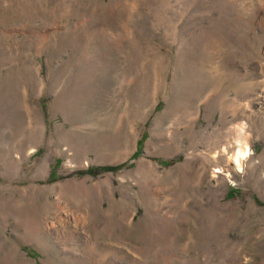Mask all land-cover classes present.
<instances>
[{
    "label": "rangeland",
    "instance_id": "374dc122",
    "mask_svg": "<svg viewBox=\"0 0 264 264\" xmlns=\"http://www.w3.org/2000/svg\"><path fill=\"white\" fill-rule=\"evenodd\" d=\"M0 264H264V0H0Z\"/></svg>",
    "mask_w": 264,
    "mask_h": 264
},
{
    "label": "trees",
    "instance_id": "16d2710c",
    "mask_svg": "<svg viewBox=\"0 0 264 264\" xmlns=\"http://www.w3.org/2000/svg\"><path fill=\"white\" fill-rule=\"evenodd\" d=\"M147 138V134L144 133V135L142 136V138L138 141V149H136V151L134 152V154L132 155V158H135L137 156H139L142 152V150L139 148V144H143L145 139ZM174 160H161L160 162L163 163V164H170L171 162H174ZM60 162V160H59ZM58 162V163H59ZM126 165H128V162H124L122 164H119V165H114V166H109V165H106V166H92V167H89L87 170L83 171V173H90V174H97V173H100L102 171H108V170H119L123 167H125ZM52 175H53V172H52ZM240 190L239 189H235V188H232L230 194L233 195L234 193H237L239 192Z\"/></svg>",
    "mask_w": 264,
    "mask_h": 264
},
{
    "label": "bare ground",
    "instance_id": "6f19581e",
    "mask_svg": "<svg viewBox=\"0 0 264 264\" xmlns=\"http://www.w3.org/2000/svg\"><path fill=\"white\" fill-rule=\"evenodd\" d=\"M242 127H243V126H242ZM237 131H238V130H237ZM240 131L242 132L243 129L241 128ZM239 133H240V132H239ZM241 134H242V133H241ZM246 134H247V133H246ZM238 136H239V135H238ZM240 139H241V137H240ZM242 139H243V138H242ZM246 139H247V137H246ZM248 146H249V145H248ZM248 146H247V147H248ZM238 154H239V155L242 154L241 149H239ZM242 155H243V154H242ZM237 156H238V155H237ZM240 157H241V156H240ZM238 159H239V158H238ZM12 164H13V163H12ZM8 166H9V165H8ZM12 166H13V165H12ZM7 168H8V167H7ZM13 168H14V167H13ZM8 173H9V172H8ZM31 198H32V197H31ZM29 199H30V198H29ZM35 199H36V198H35ZM26 201H27V200H26ZM30 201H31V200H30ZM32 201H33V200H32ZM32 201H31V202H32ZM27 202H28V201H27ZM27 202H26V203H27ZM33 202H34V201H33ZM29 203H30V202H29ZM34 203H35V202H34ZM97 203H99V202L97 201ZM31 204H32V203H31ZM31 204H30V205H31ZM36 204H37V203H36ZM36 204H35V205H36ZM24 207H25V206H24ZM34 208H35V207H34ZM33 210H34V209H32V211H33ZM37 210H38V209H37ZM109 210H110V207H109L108 209H106V210H105V213H103V214H98L96 211H92L91 213H90V212H87L88 214H87V215L85 214L86 217L83 216V215H82V216H83V218L85 219V221L87 220V223H88V222H92V221L94 220V218H95V214L97 213V214H98V219H97V220L100 222V224H101L102 226H103V224H104V226H105V230H107V228L110 226V224L108 225L107 223L109 222V220L112 221V219H113V217H109V215H110V213H108V212H110ZM100 212H101V211H100ZM33 214H34V213H33ZM45 214H46V213H45ZM104 214H106L107 218L109 217L110 219H107V218H106L105 220H103V219L101 220L100 215L102 216V215H104ZM40 215H41V214H40ZM24 216H25V215H24ZM112 216H113V215H112ZM44 217H46V216H44ZM44 217H43V219H44ZM18 218H21V217H18ZM79 218H81L80 215H78V216H76V217L74 218V222H75V224H77V223L79 224ZM39 219H40V218H39ZM21 222H22V220H21ZM76 222H77V223H76ZM34 225H35V224H34ZM102 228H103V227H102ZM33 229H34V228H33ZM43 231H44V230H43ZM36 233H37V235H40V232H39V231L36 232ZM44 234H45V233H44ZM41 235H42V234H41ZM76 236H77V235H76ZM76 236H75V237H76ZM40 237H41V236H40ZM77 238H78V240H79L80 237L77 236ZM41 239H42V238H41ZM43 239H44V238H43ZM80 241H81V238H80ZM96 241H97V240H96ZM100 243H101V242H100ZM77 246L79 247L80 244L77 243ZM91 249H92V248H91ZM112 250H113L112 248L108 247L107 249L104 250V252H105V251L110 252V251H112ZM104 252H103V253H104ZM104 255H105V254H104ZM107 257H108V256H107ZM107 257H106V258H107Z\"/></svg>",
    "mask_w": 264,
    "mask_h": 264
}]
</instances>
